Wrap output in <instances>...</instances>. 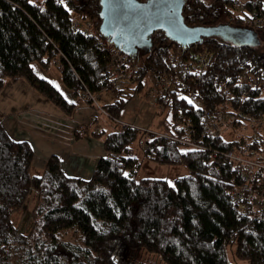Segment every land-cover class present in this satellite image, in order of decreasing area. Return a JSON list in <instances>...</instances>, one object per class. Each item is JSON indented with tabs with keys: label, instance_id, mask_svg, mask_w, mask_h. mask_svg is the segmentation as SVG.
Returning <instances> with one entry per match:
<instances>
[{
	"label": "trees",
	"instance_id": "1",
	"mask_svg": "<svg viewBox=\"0 0 264 264\" xmlns=\"http://www.w3.org/2000/svg\"><path fill=\"white\" fill-rule=\"evenodd\" d=\"M184 3L185 24L209 28L222 18L243 27L244 17L259 10L263 23L249 29L264 40L262 0L248 3L243 13L232 9L233 0ZM100 10L99 0H0V91L6 79H24L70 115L74 102L37 76L31 65L37 62L49 68L58 57L62 82L71 93L77 95L83 85L93 95L111 92L113 100L101 108L117 119L132 94H123L125 88L114 86L104 73L106 55L97 49L95 40L73 28L72 13L79 22L92 20L99 27ZM149 43L146 53L129 56L138 71L133 91L143 86L148 72L158 79L179 48L159 30L149 36ZM202 50L211 52V63L203 73H192L185 80L196 86L210 110L224 105L227 92L235 94L232 102L237 104L244 91L239 76L246 65L264 75V48L233 45L214 35L183 48L184 53ZM263 89L264 85L250 91L241 109L256 116L264 113ZM167 104L174 113L173 134L181 132L176 121L192 119L197 128L200 126L201 114L186 102L171 97ZM137 131L129 127L108 132L103 142L105 153L85 180L64 173L56 154L46 159L41 172L31 175L32 146L13 140L0 123V264H119L127 262L129 249L146 250L165 264H228L225 247L233 243L237 258L264 264V209L259 219L252 218L247 200L248 211L240 216L229 198L232 179L238 178L240 167L210 151H183L177 142L151 133L145 142V156L160 164L180 162L190 173L175 178L173 185L165 179L137 180L139 162L128 155ZM211 146L226 150L231 144L218 139ZM33 190L37 200L32 225L23 233L12 224L10 215L22 209ZM71 230L79 242L64 239ZM113 241H117V254L125 252L126 261L124 254L122 260L109 258L107 246Z\"/></svg>",
	"mask_w": 264,
	"mask_h": 264
},
{
	"label": "built area",
	"instance_id": "2",
	"mask_svg": "<svg viewBox=\"0 0 264 264\" xmlns=\"http://www.w3.org/2000/svg\"><path fill=\"white\" fill-rule=\"evenodd\" d=\"M257 0H233L232 9L237 13L246 11L248 3L255 4ZM261 11L255 10L254 16L244 17V28L261 25ZM73 28L79 30L84 35L95 40V45L99 51L106 55V65L104 73L109 77L114 86L125 88L135 81L137 76V66L129 61L127 53H123L115 44L100 35V30L94 22L73 21ZM184 47L179 46L171 56L170 67L163 69L157 81L158 86L147 90L154 103H167L171 97L179 101L186 102L193 111L201 114L200 126L196 127L192 119L179 122V134H158L170 141L177 142L180 146L188 149H199L210 151L214 157L221 156L230 160L240 167L238 178H233V185L229 192L230 202L240 216L248 211L246 208L249 202L252 208L250 216L259 219V213L264 209V113L256 116L241 109V104L246 100L248 93L264 85V75L253 72L249 66L243 69L240 74L239 83L244 91L238 97L237 104H233L235 94L227 92L224 105H217L215 110L206 107L202 95L196 86H192L185 80V77L194 73L201 74L211 63L213 57L207 50L192 51L184 53ZM51 63L62 68L58 57L52 59ZM219 88L225 91L223 84ZM78 95L82 98L95 102L96 96L91 94L83 85L82 90H78ZM185 97L187 99H182ZM189 100L191 103H189ZM96 104V103H94ZM160 104V103H159ZM99 107L101 113L106 115ZM116 121V119H114ZM182 120L180 116L179 121ZM117 122V121H116ZM122 128L133 127L131 124L119 122ZM228 130L235 133L233 141H225L222 136ZM230 143L226 150L219 147L212 148L211 143L217 140ZM248 200V201H247ZM247 201V202H246ZM251 202V203H250Z\"/></svg>",
	"mask_w": 264,
	"mask_h": 264
},
{
	"label": "rangeland",
	"instance_id": "3",
	"mask_svg": "<svg viewBox=\"0 0 264 264\" xmlns=\"http://www.w3.org/2000/svg\"><path fill=\"white\" fill-rule=\"evenodd\" d=\"M206 3H211L212 0H203ZM262 5L264 6V0H262ZM72 18L74 20H77V14L72 13ZM79 22V20H77ZM83 22H93L92 20H85ZM226 20L222 18V20L219 21V23L223 24ZM257 49L259 51H262L264 48V40L262 36H260L259 45H256ZM173 56V54H172ZM32 67L34 72L37 74V76H41L45 79H47L55 88L60 92V94L65 96L69 101H76L78 104L81 101L80 97L72 96L71 91L63 84L62 78L60 75V70L57 66L51 65L49 68H44L42 65H40L37 62H32ZM6 80L4 81V83ZM143 86L139 88L137 91H133V89L137 86V82H132L128 84L125 87V90L123 94L127 95V93H131L132 96L129 97L128 101L124 104L123 108L117 113V121L125 122L127 125L131 124L133 127L137 128V135L136 139H134L130 143V151L128 153L129 156L135 157L139 162V168L138 173L136 176V179H142V178H156L160 180H166L170 185H173L175 182V178L186 176L190 173L189 168L180 163L175 162L174 164L170 163H163L160 164L154 160H150L147 158L144 154V148H145V142L149 138H151V133H166V134H173L175 130L173 129V123H175L174 119V113L170 108V104L159 102L154 103L148 95L147 90L149 87L156 88L158 86V81L156 77L153 75V73L148 72L145 77L142 80ZM4 85V84H3ZM122 88V87H120ZM2 90V89H1ZM261 95L264 96V89L261 91ZM96 101L93 102V105H90L92 108V112H94V115L98 117V120L96 121V124L105 128V132H118L119 130H122V127L119 126V124H115L114 120L107 116L103 115L101 111L99 110V107L96 106L98 104L99 106H103L108 102H111L114 98V94H112L109 91H103L100 93H95ZM76 103V104H77ZM96 103V104H94ZM81 104V103H80ZM75 111V110H74ZM81 115V113H80ZM23 120V119H21ZM118 123V122H117ZM177 125H181L178 121H176ZM105 126V127H103ZM26 130L30 129V127L25 126ZM65 127L60 128L59 132L54 133L53 136L50 137L47 133L46 134H40V137L45 138L47 141L46 145H50L51 141L48 139L51 138L52 141H56L57 145L54 147H58L59 150L64 151V149L71 147V133L70 140L68 141V135ZM105 135H97V138H94V143L89 141H82L78 142V144H75V150L78 151V153L81 154L80 160H76L73 162L70 158H67V162L70 166H73L74 164L81 165L83 163L82 160L87 159V155H90L93 152H90L92 145L95 146L96 144L101 146L102 152L105 153V150L103 149V142L105 140ZM91 136V135H90ZM84 137V136H83ZM236 135L234 132L228 130L225 132L222 136L223 140L225 141H233L235 139ZM97 139L99 140L97 142ZM72 141V140H71ZM97 142V143H96ZM38 148L34 147V151L37 152L38 156L40 154H43L45 152L46 154L49 153V149L45 142H40L37 144ZM52 145V144H51ZM89 145V146H88ZM41 148V149H40ZM89 150H86L88 149ZM180 149L185 151L188 149L186 146H180ZM73 151V150H71ZM90 154H89V152ZM97 151V150H96ZM102 153V154H103ZM101 154V155H102ZM86 156V157H84ZM99 158V157H97ZM88 160V159H87ZM93 171V170H92ZM91 171V172H92ZM31 175L35 173L34 168L30 171ZM93 173V172H92ZM92 173L90 175H92ZM37 196L35 191H30V193L27 196V199L25 203L23 204L22 209L12 211V214L10 215V219L12 224L23 233L29 232V228L32 225V218L31 213L34 208V204L36 203ZM66 241H71L72 243L79 242V238L77 237L76 233L71 230L68 232V234L64 238ZM108 256L109 258H113V256L118 259L122 260L120 258L121 254L123 255L124 261H126V257H124L126 254L125 252L119 253V251L116 252V245L117 241H113L111 244H108ZM235 244H227L225 247V253H227V262L228 264H250L246 259L242 260L236 257L235 253ZM119 264H165L160 256H156L153 253L144 251L143 249H129V256L127 259V262L125 263H119Z\"/></svg>",
	"mask_w": 264,
	"mask_h": 264
},
{
	"label": "crops",
	"instance_id": "4",
	"mask_svg": "<svg viewBox=\"0 0 264 264\" xmlns=\"http://www.w3.org/2000/svg\"><path fill=\"white\" fill-rule=\"evenodd\" d=\"M262 7L264 9L263 5ZM2 88L3 89L0 91V123L13 140L26 141L32 146L34 158L31 168H34L36 173L41 172L46 159L56 154L59 157L61 168L64 173L88 180L91 176V171L97 164V157H100L103 153L101 146L96 144L95 146L92 145L91 150H89V148L86 149L90 152H94L90 154L88 151L90 154L87 155L88 160H82L83 163L81 165L74 164L70 166L67 162V158H70L73 162L80 160L81 154L78 153V151H74L75 144L82 141L94 143V138H97V135L108 133L105 132V128H100L102 127L101 125L98 128L96 124L98 117L95 116L94 112L91 110L92 107L90 105L92 104L78 94H72V96L80 97L81 101L79 104L74 100L71 101L75 104V111L73 110V113L67 115L41 94L37 93L24 79H19L17 82H11L6 79ZM116 121L114 120V123L117 125L121 122L118 120L117 123ZM25 126L30 127V129L26 130ZM62 127L68 130L67 140H70L69 132L71 133L72 140H70L71 147L64 149V151L58 149L60 146L54 147L57 145V142L52 141L50 138L53 136V132H59ZM46 133L50 136L48 139L51 141L52 145H46L47 140L40 137V134L44 135ZM98 141L97 139V142ZM40 142H45V145L50 148L48 151L49 153L46 154L43 152L40 156L36 154L37 152L34 151V147L36 145L38 148L37 144Z\"/></svg>",
	"mask_w": 264,
	"mask_h": 264
},
{
	"label": "water",
	"instance_id": "5",
	"mask_svg": "<svg viewBox=\"0 0 264 264\" xmlns=\"http://www.w3.org/2000/svg\"><path fill=\"white\" fill-rule=\"evenodd\" d=\"M184 1L99 0L100 35L128 56L146 53L149 36L157 30L181 47L201 43L205 37L212 35L233 45H258V34L246 27L227 22L211 28L186 25L182 14Z\"/></svg>",
	"mask_w": 264,
	"mask_h": 264
},
{
	"label": "snow or ice",
	"instance_id": "6",
	"mask_svg": "<svg viewBox=\"0 0 264 264\" xmlns=\"http://www.w3.org/2000/svg\"><path fill=\"white\" fill-rule=\"evenodd\" d=\"M182 99H187V98H185V97H182ZM189 103H191V101L189 100ZM125 175H127L126 173H125Z\"/></svg>",
	"mask_w": 264,
	"mask_h": 264
},
{
	"label": "flooded vegetation",
	"instance_id": "7",
	"mask_svg": "<svg viewBox=\"0 0 264 264\" xmlns=\"http://www.w3.org/2000/svg\"><path fill=\"white\" fill-rule=\"evenodd\" d=\"M218 24V23H217Z\"/></svg>",
	"mask_w": 264,
	"mask_h": 264
}]
</instances>
